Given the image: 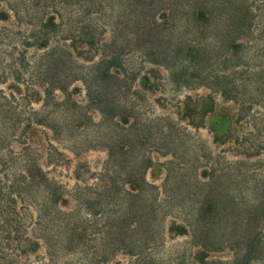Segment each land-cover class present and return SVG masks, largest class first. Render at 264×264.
I'll list each match as a JSON object with an SVG mask.
<instances>
[{
	"label": "rangeland",
	"instance_id": "rangeland-1",
	"mask_svg": "<svg viewBox=\"0 0 264 264\" xmlns=\"http://www.w3.org/2000/svg\"><path fill=\"white\" fill-rule=\"evenodd\" d=\"M190 1L196 3L0 0V10L8 15L0 19V92L14 91V117L21 123L8 130L4 144L13 154L22 152L37 159L69 199L68 206L51 204L52 211H60L57 217L50 216L51 223L79 201L83 202L81 218L92 214L79 224L82 237L73 248H68L62 235L48 240L39 237L40 246L28 256L30 264H188L198 250L189 223L193 224L192 215L206 192L204 182L209 180L217 185L218 198L236 202L237 237L243 240L246 209L264 191V0H207L212 13L204 23L193 22ZM52 14L59 28L49 25L48 45L37 47L33 35ZM190 42L212 53L200 62L204 68L196 63L199 70L195 72L192 62H197L196 56L183 55ZM57 53L61 54L58 59ZM111 53L118 55L119 84L129 86L122 94L113 92L127 114L124 125L89 104L83 80L98 64L102 69L109 65L105 60ZM218 68L228 82L227 98L198 85L197 73ZM144 76L147 80L142 83ZM51 85L57 87L54 99L44 107V89ZM209 93L214 110L195 118V125L183 111L186 96L195 99ZM23 94L31 97L27 105ZM31 108L51 113L47 121H58L62 140L54 138L51 127L44 124L23 128ZM211 116L227 127L220 140L209 127ZM125 131L129 141L123 137ZM67 139L75 140L78 150ZM146 164L144 176L153 186L146 187L135 201L146 210L159 245L136 254H112L110 238H101L100 224L118 213L129 188L124 181L135 174L133 167ZM214 168L219 171L211 176ZM31 210L34 219L43 220L37 205ZM130 219H125V225H130ZM172 222L185 225L187 233L169 231ZM234 223L231 218L221 224L223 235L216 238L223 239L224 248H213L209 258L234 259L237 247L231 246L234 236H230ZM145 229L142 225L129 231L127 241L133 242ZM249 264H264V256Z\"/></svg>",
	"mask_w": 264,
	"mask_h": 264
},
{
	"label": "trees",
	"instance_id": "trees-1",
	"mask_svg": "<svg viewBox=\"0 0 264 264\" xmlns=\"http://www.w3.org/2000/svg\"><path fill=\"white\" fill-rule=\"evenodd\" d=\"M195 2L194 5H191V1L189 2V6L191 5L189 10L193 22L204 23L212 13L211 3L207 0H195ZM218 4L220 5L221 3L218 2ZM0 11V19H7L8 15L5 11ZM53 16L54 14L48 16L45 21L40 23L38 33L33 35L32 43L35 46L41 47L48 45L51 36L48 35V30L46 29L49 25L54 29L59 28V24L55 22ZM204 25L201 27V32L204 31ZM71 38H74V36L72 35ZM184 48V56L189 57L192 55L198 59L197 62L193 59V72L199 70L196 63L204 68L200 62L203 59L209 58L212 54L210 50L201 49L199 46L192 44V42L188 43ZM178 51L182 52V49L179 48ZM56 56V59H58L61 57V54L57 53ZM117 57V54L111 53L105 60L110 63L109 65L102 69L101 64H98L97 69H93L83 80L85 82L89 104L98 106L103 116L112 119L116 118L117 123L124 125L128 122L127 114L122 112L123 109L120 108L121 105L114 99L113 94H122L121 92L124 93L129 89V86L119 84L122 79H119L121 74L118 71L120 63L116 62ZM38 66H43V64L39 62ZM201 73L196 74L199 78L198 85H204L210 88L212 92H217L225 98L228 97L230 89L227 88L228 82L224 79L225 74L222 69H210L203 73V75ZM146 80V76L141 78L142 83H145ZM32 88L34 91L35 88L33 86ZM54 88L57 87L53 85L45 87L43 98L44 107L53 101ZM58 88L61 91L65 90L64 85H58ZM15 99L14 91L10 94L0 92V264H30L27 260L28 256L40 246L38 238L41 236L45 237L46 240L52 236L55 238L58 235L65 236L67 238L68 248H73V244H76L78 242L77 240L82 237L81 231L83 229L80 228L79 224L88 221L87 216L92 215L89 212L86 217L81 218L80 211L83 202L79 201L76 205L72 206L73 208H71L70 212L66 214L62 212L63 215L60 218H54V221L52 223L50 222V216L53 217L55 215L57 217L60 213L59 210L57 211L58 214L56 211H52L51 204L68 206L70 202L68 198L64 197V191H60L54 185L55 182L47 176L37 159L28 157L22 152L13 154L11 149L7 147L8 145L4 144L8 136V130L11 127L18 128L21 124L14 117L16 116V107L14 105L17 106ZM21 99L26 105L27 102L31 101V97L26 94H23ZM117 108H119L118 112L115 110ZM213 110L214 99L212 94L200 95L195 99L189 95L186 96L183 111L185 116L190 117L191 122L194 123L195 118H204ZM19 111L21 112V110ZM43 113L31 108V111L24 119L23 128L30 129L38 124H44L51 127L54 138L62 140V128L58 121L55 118L47 121L51 113L48 111ZM194 124L196 125L197 123ZM221 124L216 123L215 116L210 117L209 127L214 132V138L216 140H220L221 135L227 131V127H222ZM70 135L72 134L70 133ZM123 137L126 141H129L130 136L127 131L124 132ZM67 140L73 142L72 147L78 150L75 147V140ZM139 140L141 141V139ZM78 146L77 148L81 147V145ZM122 146L124 148V144ZM108 152L110 156L112 152L111 146L108 147ZM147 167L148 164L142 167L141 165L133 167L134 170L132 171L135 174L132 173L131 177L124 181L129 184V188L126 191L128 196L126 195L122 204L118 205L119 211L112 215V220L107 217L106 221L100 224L101 228L99 232L101 238L103 237L106 240L110 238L109 244L110 242L112 244V254L118 251L136 254L146 249L153 250L159 245V241L156 240L155 232L151 227V221L147 217L146 210L144 211L142 205L138 206L135 201L137 197L143 195L146 187L153 186L144 176ZM105 170H108V168ZM216 171L219 170L214 168L211 176ZM103 179L105 178L101 175L100 181L102 182ZM204 183L207 185L206 192L192 215L193 224L189 223L198 250L193 254L188 264H217V262L218 264H249L253 260L262 258L264 256V191L251 204L252 207L250 206L246 209V215L243 217L245 222L243 226L245 236H243V240L241 241L237 237L238 225L240 224H238L237 217L235 216L239 213L238 209L234 207L236 202L233 199L226 200L225 202L218 198L216 195L217 185L214 180L213 182L209 180ZM258 184H260V180ZM262 187L264 188V182ZM36 205L41 213L40 218L41 216L43 217L42 221L39 218H33L31 209L32 206ZM137 212L142 216L138 215ZM128 217L131 218L130 225H125V219ZM231 218L235 220L234 226L230 231V236H234V244H231V246L237 247L235 257L231 261L213 260L209 258V252L216 248H224L222 244L224 242L223 239L221 237L217 239L216 236L223 235V232L220 231L222 230L221 224L225 223L226 219ZM122 222H124L125 228L122 226ZM54 224L57 225V228H52ZM142 225H146L147 229L143 233H140L141 235L133 242H128L126 237V235H130L128 232L132 230L137 231ZM168 229L169 231H174L176 234L187 233L185 225L174 222H172V225ZM55 232H57V235H55ZM239 238L242 237L239 236Z\"/></svg>",
	"mask_w": 264,
	"mask_h": 264
}]
</instances>
